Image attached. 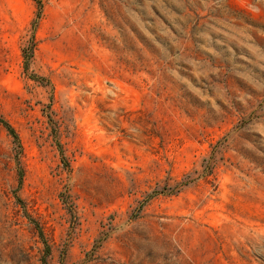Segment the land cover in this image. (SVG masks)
Returning a JSON list of instances; mask_svg holds the SVG:
<instances>
[{"label": "rangeland", "instance_id": "1", "mask_svg": "<svg viewBox=\"0 0 264 264\" xmlns=\"http://www.w3.org/2000/svg\"><path fill=\"white\" fill-rule=\"evenodd\" d=\"M0 118V264H264V0H0Z\"/></svg>", "mask_w": 264, "mask_h": 264}, {"label": "trees", "instance_id": "2", "mask_svg": "<svg viewBox=\"0 0 264 264\" xmlns=\"http://www.w3.org/2000/svg\"><path fill=\"white\" fill-rule=\"evenodd\" d=\"M26 58V60H28V57L25 55L24 56ZM27 64V62H25V65ZM0 125H2L6 131L13 137L14 140L18 141L17 135L14 131V129L2 118H0Z\"/></svg>", "mask_w": 264, "mask_h": 264}]
</instances>
